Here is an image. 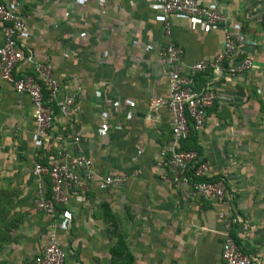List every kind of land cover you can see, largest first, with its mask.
Listing matches in <instances>:
<instances>
[{"label":"crops","instance_id":"crops-1","mask_svg":"<svg viewBox=\"0 0 264 264\" xmlns=\"http://www.w3.org/2000/svg\"><path fill=\"white\" fill-rule=\"evenodd\" d=\"M2 1L17 4L25 27L21 47L48 63L62 95L76 101L74 129L63 131L57 118L48 131L49 150H72L71 137H77L97 175L128 177L120 189L99 191L92 183L85 195L70 199L69 226L58 233L65 263L111 264L100 209L108 192L110 208L112 198L122 202L121 236L132 264H219L225 236L220 213L239 217L233 229L239 245L264 264V0H204L244 36L242 50L253 65L250 72L217 82L200 74L194 85L214 91L195 142L209 176L222 178L235 198L233 213L227 201L199 200L189 186L171 185L158 158L170 128L164 107H148L166 95L162 25L151 0ZM167 21L171 40L183 50L184 69L220 52V27L204 28L175 15ZM33 114L28 98L1 86L0 202L7 198L2 206L22 214L4 264H23L28 254L33 262L45 242L47 220L31 206V168L41 152L34 144ZM256 218L258 224L251 225Z\"/></svg>","mask_w":264,"mask_h":264},{"label":"built area","instance_id":"built-area-1","mask_svg":"<svg viewBox=\"0 0 264 264\" xmlns=\"http://www.w3.org/2000/svg\"><path fill=\"white\" fill-rule=\"evenodd\" d=\"M161 21L164 39L161 56L166 82L165 98L148 103L151 110L164 107L168 114L170 136L158 153L173 186L187 185L199 200L222 203L230 201L224 181L210 177L202 156L180 148L190 133L196 134L205 125L207 112L214 104V91L205 84L199 90L194 80L208 73L211 81L229 79L253 70L251 59L242 50L245 38L234 33L226 17L204 0H151ZM171 15L199 22L204 28L218 26L222 32L220 52L184 69L183 50L170 38L168 17ZM24 23L17 4L0 0V88L8 86L17 96L29 99L35 127L34 144L41 152L34 154L31 177L35 185L31 206L47 220L44 245L34 256L32 264H66L65 253L58 240L60 227L69 226L67 207L70 199L80 197L95 183L98 189L124 186V174L97 175L92 161L80 149L77 137H71L72 150L51 146L48 131L57 118L63 120L62 130L75 126L77 105L71 95H62L60 82L52 67L35 60L29 48L21 47ZM51 152V153H50ZM225 236L220 246L219 264H261L260 258L247 253L229 236L239 223L237 215L220 213Z\"/></svg>","mask_w":264,"mask_h":264},{"label":"rangeland","instance_id":"rangeland-1","mask_svg":"<svg viewBox=\"0 0 264 264\" xmlns=\"http://www.w3.org/2000/svg\"><path fill=\"white\" fill-rule=\"evenodd\" d=\"M122 187L123 186L115 187L114 189H118V188L120 189ZM109 189H110V187H108L107 189H99V191H106V190L108 191ZM106 193H104L105 198L103 200L107 201L106 203H108L109 208H110V197H111L110 194L111 193H108V192H106ZM6 199L7 198H5V199L1 198V202H0V264H4L3 263L4 258L9 257V255L4 256L5 254H3L4 251L7 254L10 253V251L7 250V248H8L7 241L10 239L11 233L16 229L19 221L22 218L21 213H15V212L11 213L10 210L6 209V207H5L6 205L2 206L3 203H5V202L7 203ZM235 202H236L235 198L231 199L230 201L227 202L229 207L231 208V213H233V210L235 209ZM111 203L113 204V206H111L110 211H111V213H112V215H113V217L117 223V233L121 234L122 225H123V222H122L123 213H122V208H121L122 202H121V200L116 201L115 199L112 198ZM263 215L264 214H260V216H263ZM237 219L240 220L238 216H237ZM237 224H235L234 226H236ZM250 224L251 225H253V224L257 225L258 224L257 218L254 219V221H252ZM104 233H105L106 239L108 240V242L112 246L114 244V241H115V238H114L115 231L107 223H106V226L104 228ZM261 239L264 240V231H263ZM262 245H264V244H262ZM109 248H108V250H109ZM31 256H32V254H30V255L28 254L26 259L24 260L23 264H31L32 263L30 261ZM5 264H7V263H5Z\"/></svg>","mask_w":264,"mask_h":264},{"label":"trees","instance_id":"trees-1","mask_svg":"<svg viewBox=\"0 0 264 264\" xmlns=\"http://www.w3.org/2000/svg\"><path fill=\"white\" fill-rule=\"evenodd\" d=\"M196 79L194 80V85ZM195 135L190 133L188 138H186L180 145L181 149L195 151L198 155H201V150L195 142ZM203 160V157H202ZM102 220L105 221L111 228L115 231V241L114 244L109 248L108 253L110 256L111 264H132V256L127 252L123 237L120 233H117V223L110 211L109 206L106 203H102L100 206ZM234 227L230 232V237L233 241L239 245V242L234 234ZM240 246V245H239Z\"/></svg>","mask_w":264,"mask_h":264}]
</instances>
